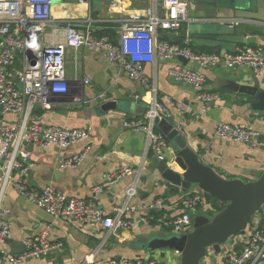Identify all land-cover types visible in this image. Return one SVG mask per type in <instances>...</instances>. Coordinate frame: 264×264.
<instances>
[{"label":"crops","instance_id":"0c3cea01","mask_svg":"<svg viewBox=\"0 0 264 264\" xmlns=\"http://www.w3.org/2000/svg\"><path fill=\"white\" fill-rule=\"evenodd\" d=\"M154 1L122 0L119 13L101 0L90 4L79 3L77 0H54L53 17L61 26L72 22L84 29L86 22H91L95 28L111 27L115 30L116 38L119 39L120 16L147 8ZM163 1L156 0L161 7V13L165 12ZM183 1L188 4L189 18H193L195 11L191 0ZM162 32H166L165 35L173 42L181 38L184 43L186 37L190 36V45L198 53H206L208 48L219 50L220 53L226 49L227 53H231L243 50L247 46L264 50V35L252 32L250 25L246 24L237 28L235 35L240 41L236 44L210 39L213 35H210V38L190 35L186 22L176 32ZM179 62L188 64L207 77V83L202 90L220 95V100L209 104L207 113L202 112V106L197 101L199 90L191 84L175 80L170 75L169 68ZM145 71L150 81L157 86L160 102L167 104L166 100L171 98L182 101L186 107L184 110L172 107L170 118L164 117L157 121L155 126L157 133L166 137L164 133L167 128L177 127L185 135L191 149L225 178L249 181L264 171V150L261 148L264 145V134L255 144H250L223 140L215 133V128L220 122L254 127L264 132V110L254 108V104L258 101L257 97L236 91L231 87L233 83L253 85L251 76L256 74L264 88V70L256 72L246 66L201 67L176 58L146 63ZM66 73L69 81L76 82L81 89L77 101L56 103L47 110L38 108L34 111L32 120L44 126L86 128L89 137L67 148L25 143L24 149L30 153L29 182L39 190L51 186L69 197L93 200L100 208L114 216L116 208L123 205L126 189L131 186L134 176H123L111 188H105L100 193L94 192L95 186L105 181L109 173L121 166L127 165L134 169L142 167L137 194L130 202L135 209L127 216L133 224L127 228L108 231L95 222L56 219L32 200L21 196L14 186H9L4 204L8 209L5 217L11 223V238L7 247L0 243V253L6 250L14 253L23 252L24 241L28 237L38 235L50 225V240L62 242L63 249L40 258H29L17 264H82L84 257L99 247L94 264H101L106 259L118 256L180 264V253L160 240L165 235L176 232L168 231L169 226L163 224L160 218L167 215L169 220L173 219L175 202L191 193H196L197 188L193 186L183 191L167 183L160 172L151 166V158L155 151L152 147L147 148L146 131L134 130L124 125L127 120L147 122V101L151 96L150 91L111 62L106 53L87 47L67 49ZM15 82L20 86L18 80ZM104 96L105 100L121 102V107L109 111L98 109ZM2 115V118L13 124L18 119L14 113ZM164 119L167 122H162ZM167 143L166 156L171 158L173 147L168 140ZM86 149H88L86 156L78 165L73 167L62 165L64 159L71 158ZM175 169L181 171L178 166H175ZM161 198L164 200L163 207L155 210L147 208L149 204ZM208 208L209 206L204 202L192 212L193 218L198 214L196 211H200L201 214ZM255 223L264 230V210L254 216L251 225ZM245 241V235H237L232 238L229 246H225L224 251L244 246ZM149 246L153 248L150 249ZM2 264L12 263L4 261ZM204 264H221L220 257L217 258L216 263L207 257Z\"/></svg>","mask_w":264,"mask_h":264},{"label":"built area","instance_id":"2783aa9c","mask_svg":"<svg viewBox=\"0 0 264 264\" xmlns=\"http://www.w3.org/2000/svg\"><path fill=\"white\" fill-rule=\"evenodd\" d=\"M77 1L90 4L96 0ZM101 1L120 13L119 5L122 0ZM53 7L54 0H0V110L18 116L14 124L4 118L0 119V243L4 247H7L11 238V223L5 217L8 209L4 204L9 186H14L21 196L32 200L56 219L95 222L108 231L127 228L133 224L127 216L135 209L130 202L137 194L142 167L134 169L127 165L121 166L95 186L94 192L100 193L105 188H111L123 176H134L131 186L126 189L125 201L116 208L114 216L93 200L69 197L51 186L39 190L29 182L30 153L24 149L25 143L67 148L89 137L86 128L44 126L32 120L37 108L47 110L56 103H70L79 98V85L70 82L66 73V53L69 47H87L106 53L111 62L150 91L147 122L127 120L124 125L134 130L146 131L147 148H154L155 154L162 159L166 158L168 143L166 137L155 131L157 121L164 117L170 118L172 107L180 110L186 107L182 101L171 98L166 100L167 104L159 101L157 86L146 74V63L183 57L201 67L246 66L256 72L264 70V50L259 47L247 46L243 50L225 54L198 53L190 45V36L186 37L184 43L163 40L162 31L176 32L183 23L191 19L188 16V4L183 0H164V13H161V7L155 0L147 8L122 14L118 20L120 37L117 42H113L108 36H97L96 28L91 22H86L84 29L72 22L59 25L53 17ZM169 73L175 80L191 84L199 90L196 98L203 113H207L210 103L221 99L216 92L202 90L207 77L188 64H174L169 68ZM16 76L20 86L13 80ZM215 133L223 140L250 144H255L264 134L254 127L228 122L218 123ZM87 150L64 159L62 165H78L85 158ZM204 202L199 193L183 197L174 204L173 219L169 220V216L164 215L160 221L172 228L173 232L188 231L192 224L190 213ZM163 205L164 200L161 198L147 208L155 210ZM50 229L51 226L47 225L38 235L28 237L24 241L23 252L6 250L0 253V264L4 261L22 263L29 258H40L62 250V242L50 240ZM245 236L246 241L241 251L233 249L219 255L221 264H264V230L258 223L249 224ZM99 249L100 247L87 254L82 264H94ZM101 264L171 263L141 258H110Z\"/></svg>","mask_w":264,"mask_h":264},{"label":"water","instance_id":"95a60500","mask_svg":"<svg viewBox=\"0 0 264 264\" xmlns=\"http://www.w3.org/2000/svg\"><path fill=\"white\" fill-rule=\"evenodd\" d=\"M194 17L188 20L190 35L216 39L225 43H239L235 32L240 25H250L251 31L264 35V0H191ZM211 25V26H208ZM227 53L224 49L223 54ZM181 59L187 63L186 58ZM253 85L233 83L232 89L256 96L255 109L264 110V88L257 75L252 74ZM16 76L13 80H17ZM121 102L102 98L98 109L109 111L121 107ZM0 110V119L2 118ZM167 122V120H162ZM167 140L173 147L171 158H160L154 154L151 166L157 169L169 184L187 191L197 188L207 206L217 198L226 202V206L213 217L209 211L195 215L191 228L185 233L167 234L160 238L181 255L180 264H204L205 258L213 263L224 251L233 237L245 235L250 220L264 209V171L253 180L240 178L228 179L221 176L201 156L191 149L185 135L177 128H167ZM264 150V145L261 146ZM178 166L181 171L175 169ZM10 240V239H9ZM148 248H153L149 246ZM121 257L118 256L117 259Z\"/></svg>","mask_w":264,"mask_h":264},{"label":"trees","instance_id":"16d2710c","mask_svg":"<svg viewBox=\"0 0 264 264\" xmlns=\"http://www.w3.org/2000/svg\"><path fill=\"white\" fill-rule=\"evenodd\" d=\"M96 35L97 36H99V37H101V36H108L113 42H117L118 41V39L116 38V35H115V30H114V28L112 29L111 27H109V28H106V29H100V28H96ZM166 34V32L165 33H163L162 32V34H161V37H162V39L163 40H168V41H170L171 43H174L173 41H171V38H169L168 36H166L165 35ZM182 39L180 38V40H177V41H175L176 43H182ZM193 48V47H192ZM193 50L194 51H196V49L195 48H193ZM215 52H217V53H220L219 52V50H215V49H209L208 48V52H206V53H215ZM18 66V65H17ZM36 110H38V108L36 109ZM40 110V109H39ZM156 129V128H155ZM193 195H195V193H191V194H189L188 196H193ZM226 202H224V201H221V200H219V199H217V198H213L212 200H211V204H210V206H209V208L206 210V211H209V217H213L217 212H220L221 210H223L224 208H225V206H226ZM202 206V204L199 206V207H201ZM264 210V209H263ZM263 210H260L259 212H262ZM206 211H203L204 213L206 212ZM158 215V214H157ZM254 218V217H253ZM253 218L250 220V225L252 224V220H253ZM260 228H262L261 226H260ZM172 230V228H168V231H171ZM234 238V237H233ZM242 248H243V246H239L237 249L239 250V251H241L242 250Z\"/></svg>","mask_w":264,"mask_h":264},{"label":"rangeland","instance_id":"374dc122","mask_svg":"<svg viewBox=\"0 0 264 264\" xmlns=\"http://www.w3.org/2000/svg\"><path fill=\"white\" fill-rule=\"evenodd\" d=\"M18 85H19V84H18ZM192 212H193V211H192ZM192 212H191L190 214H191V216H192V218H193V213H192ZM196 212H197L198 214H200V213H199L200 211H196ZM198 214H197V215H198ZM185 232H186V231H184L183 233H185ZM228 246H229V245H228Z\"/></svg>","mask_w":264,"mask_h":264},{"label":"flooded vegetation","instance_id":"af4514ba","mask_svg":"<svg viewBox=\"0 0 264 264\" xmlns=\"http://www.w3.org/2000/svg\"><path fill=\"white\" fill-rule=\"evenodd\" d=\"M192 224H193V218H192Z\"/></svg>","mask_w":264,"mask_h":264}]
</instances>
